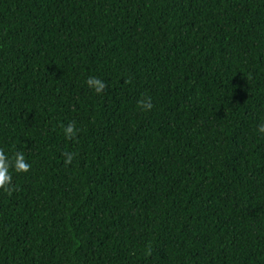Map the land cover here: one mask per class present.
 Wrapping results in <instances>:
<instances>
[{
    "label": "trees",
    "instance_id": "obj_1",
    "mask_svg": "<svg viewBox=\"0 0 264 264\" xmlns=\"http://www.w3.org/2000/svg\"><path fill=\"white\" fill-rule=\"evenodd\" d=\"M261 124L264 0H0V264H264Z\"/></svg>",
    "mask_w": 264,
    "mask_h": 264
},
{
    "label": "clouds",
    "instance_id": "obj_2",
    "mask_svg": "<svg viewBox=\"0 0 264 264\" xmlns=\"http://www.w3.org/2000/svg\"><path fill=\"white\" fill-rule=\"evenodd\" d=\"M86 83L90 88H93L97 94L102 93L106 88V84L97 77L87 78ZM138 103L143 110H151L153 107L150 98L141 100ZM77 131L75 122H70L64 127V134L67 139H73ZM258 131L264 133V124L258 127ZM62 155L65 157V164H70L74 158V153L71 152H64ZM30 167L31 165L26 162L23 152L17 151L14 155V159L10 160L9 157L6 156L4 150L0 149V189H3L9 195L14 190L11 183L12 175L9 171L10 168H14L16 172L20 173L28 172Z\"/></svg>",
    "mask_w": 264,
    "mask_h": 264
}]
</instances>
